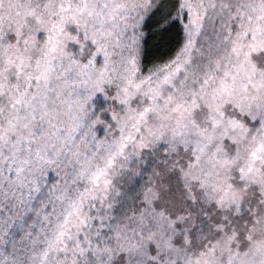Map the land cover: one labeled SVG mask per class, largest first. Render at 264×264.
<instances>
[{
    "label": "snow or ice",
    "instance_id": "1",
    "mask_svg": "<svg viewBox=\"0 0 264 264\" xmlns=\"http://www.w3.org/2000/svg\"><path fill=\"white\" fill-rule=\"evenodd\" d=\"M0 264H264V0H0Z\"/></svg>",
    "mask_w": 264,
    "mask_h": 264
}]
</instances>
